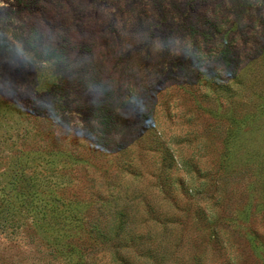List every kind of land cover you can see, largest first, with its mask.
I'll return each mask as SVG.
<instances>
[{"label":"rangeland","instance_id":"374dc122","mask_svg":"<svg viewBox=\"0 0 264 264\" xmlns=\"http://www.w3.org/2000/svg\"><path fill=\"white\" fill-rule=\"evenodd\" d=\"M99 84L114 93L95 103L127 100L103 153L77 105ZM33 170L59 171L84 217L118 208L126 231L151 227L159 255L141 264H264V0H0V264L113 251L53 195L62 221L40 227Z\"/></svg>","mask_w":264,"mask_h":264},{"label":"trees","instance_id":"16d2710c","mask_svg":"<svg viewBox=\"0 0 264 264\" xmlns=\"http://www.w3.org/2000/svg\"><path fill=\"white\" fill-rule=\"evenodd\" d=\"M84 25V23L81 24L82 38L78 43V47L80 49V52H87L88 55H91L93 51L91 47L92 41L86 33H83L86 30ZM67 45H69L68 41H66V47ZM111 92L114 93V91L110 88L109 84L108 87L99 84L95 91L88 93L87 99L93 100L92 102H90V104H83V102H78L77 104L78 109L86 113V122L89 121L87 120L89 118L94 119L93 122L96 125V134L97 136L100 135V137L102 138L97 139V137L95 139V142L91 145L95 146V144H97L98 147H100L101 152H105L108 149L109 144H111L110 134L117 126L118 119L121 116V113L119 111L125 108L124 106L127 101L125 98V100L120 102L121 104L119 105V110L115 107V104L112 107H109L108 105H105L102 102L95 103L96 101L94 100V97H96V95L103 94L105 97H107L111 94ZM136 109L134 111L138 116L137 119L140 124L143 123V126H148L149 124L152 125L151 122L148 121V115L146 114V112ZM49 152H52V149L48 150V153ZM121 154L124 156V159L121 157L118 158L120 159V163H122L127 170H132L131 168L133 167V162L131 161L130 155L123 152ZM165 169L170 172L171 167L165 166L163 171ZM55 175H60V180H62L63 177L59 171L52 172L51 170H43V172L40 173L36 170H33V173L30 176L31 185L33 188L30 206L34 210L35 216H37L39 219L37 223L40 225V227L45 229H55L56 226L60 223V221H62L60 220V218L62 217L61 212L59 210L60 206H54L53 204L50 205V203L45 199L46 197H51V195H53L52 197H54L55 200L61 202L59 200V196H57V191H59L61 184L59 183L60 180L58 181ZM72 202L73 201L61 202V205L65 207L66 210H69V213H71V219L67 223L70 225L69 227L72 229H84L89 239L92 240V242L99 241L103 243H112V245L114 244L113 251L109 250V247H103L101 249L93 248L94 250H97L96 252H101L102 257L98 261L95 260V257H93V254L95 253H92L91 255L89 254V256H86V260L83 261L84 264H137L138 262L139 264H141V262L146 263L148 259H150V261H153L158 258L159 254L157 251L156 243L152 241L150 237V235L152 234L151 227H149V230H146L136 225L135 229L132 227L130 231H126L125 227L126 222H128V220L125 218L124 212L118 210V208L110 209V214L108 215H112L111 220H108V217L104 220L103 218H100V216L87 218L79 212L77 213L74 212V210H71L70 205ZM108 204H110L109 201H102V205H107V207H110V205ZM38 208L43 209V213H41V210H37ZM48 215H50V220L47 218ZM64 223H66V221ZM110 225H113V232L114 235H116L115 238L111 240H109L108 231L109 229H111ZM56 235V237L59 238V235H61V231L58 230V232H56ZM119 238L122 240H126L125 244H121V247L123 246V248H121L120 245L118 248V245L115 244L116 241H119ZM141 247L143 248V250H141ZM114 257H116V260L114 259Z\"/></svg>","mask_w":264,"mask_h":264}]
</instances>
